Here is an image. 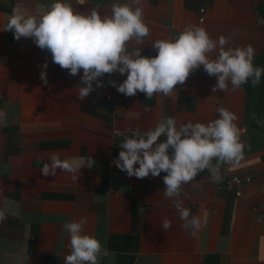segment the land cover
<instances>
[{
  "label": "crops",
  "instance_id": "1",
  "mask_svg": "<svg viewBox=\"0 0 264 264\" xmlns=\"http://www.w3.org/2000/svg\"><path fill=\"white\" fill-rule=\"evenodd\" d=\"M262 1L142 0L150 36L140 45L130 41L128 50L140 47L141 55L153 57L152 42L196 25L214 40L230 37L226 48L252 45L254 61L264 48V20L258 12ZM53 2L0 0V112L6 114L0 117V210L6 212L0 221V264H64L70 235L63 225L81 217L87 218L84 233L95 236L110 254L101 256L99 264H264V139L246 112L243 85L233 89L229 83L226 92L213 93L217 78L201 66L171 94L147 99L139 91L131 97L118 92L109 81L118 86L127 74L117 71L119 80L105 74L99 78L102 86L93 82L94 90L80 100L82 70L69 75L32 38L16 40L6 30L14 11L38 17ZM65 2L81 12L96 7L103 16L111 14L113 3L130 0ZM41 71L47 73V84ZM221 106L237 116L244 158L234 166L221 165L219 181L205 170L182 186L183 207L202 223L193 235L183 227L173 200L164 196L166 173L138 179L115 166L122 139L113 132H144L168 116L177 126L207 124L219 118ZM53 153L69 160L91 157L94 164L82 166L77 179L60 169L44 176L41 169ZM227 170L251 179L241 197L222 187ZM165 216L171 221L167 230L162 229Z\"/></svg>",
  "mask_w": 264,
  "mask_h": 264
},
{
  "label": "clouds",
  "instance_id": "2",
  "mask_svg": "<svg viewBox=\"0 0 264 264\" xmlns=\"http://www.w3.org/2000/svg\"><path fill=\"white\" fill-rule=\"evenodd\" d=\"M142 0H130V3H113L110 15H101L94 7L89 12L74 10L65 0H54L48 10L40 16L25 14L20 10L13 12L6 30L14 32V38H32L42 50L52 55V61L69 75L76 76L83 71L78 97L83 100L96 87L102 86L99 80L105 74H127L118 86L110 84L126 96H135L137 92L151 99L154 94H171L176 86L183 85L190 74L203 66L209 76H215L217 83L212 91L226 92L229 83L235 88L251 80L252 86H258L264 68L253 64L255 50L252 45L245 47H225L230 40L221 36L212 39L208 32L196 25H187L180 34L171 39H159L152 42L156 55H141L142 48L128 50L130 41L136 45L150 36V29L144 22ZM219 49L215 58L210 54ZM48 64L42 65L47 69ZM41 80L47 84V73L41 71ZM219 118L207 124L191 121L177 126L175 118L162 117L155 128L141 132L130 129V135L122 140L118 158L113 163L129 177L143 179L151 174L163 177L164 196L172 199L179 211L183 227L192 230L195 235L202 228L198 216L191 215L190 209L183 207L180 198L182 186L195 181L197 175L207 170L214 181L221 179V165H237L244 158L246 145L241 140L240 129L235 121L237 116L224 107L217 108ZM6 114L0 112V117ZM161 137H165L160 141ZM215 161V163H213ZM91 157L61 159L56 153L50 156V163L41 169L44 176L56 175L60 169L73 174L82 166L91 168ZM139 167H136V165ZM187 196V193H184ZM174 198V199H173ZM143 211V209H140ZM6 219V212L0 210V221ZM87 218L66 222L64 230L70 235V254L64 258V264H99L101 256H109L101 242L83 229ZM171 227V221L165 216L162 229Z\"/></svg>",
  "mask_w": 264,
  "mask_h": 264
},
{
  "label": "built area",
  "instance_id": "3",
  "mask_svg": "<svg viewBox=\"0 0 264 264\" xmlns=\"http://www.w3.org/2000/svg\"><path fill=\"white\" fill-rule=\"evenodd\" d=\"M203 21H204V9H200V11H199V22H203ZM109 77L117 79V80L120 79V75L118 74V72L110 74ZM239 129H240V133L242 136L243 130L241 128H239ZM113 134L116 137L121 138L122 140L124 139V137L126 135H130L129 133H123V132H119L116 130L113 132ZM163 138H165V137H161L160 139H163ZM222 180H223L222 187L226 191L234 194V196H236V197H241L243 188L251 182L250 178L241 177L238 175L231 174L228 170L223 174ZM262 220H263V218H262Z\"/></svg>",
  "mask_w": 264,
  "mask_h": 264
},
{
  "label": "trees",
  "instance_id": "4",
  "mask_svg": "<svg viewBox=\"0 0 264 264\" xmlns=\"http://www.w3.org/2000/svg\"><path fill=\"white\" fill-rule=\"evenodd\" d=\"M258 12L261 18L264 20V1L258 4ZM257 63L264 64V48L259 56L253 61L254 66ZM261 93L257 90H251V80L248 83L243 84V87L247 94L246 112L250 116L252 112H259L264 116V81L260 82Z\"/></svg>",
  "mask_w": 264,
  "mask_h": 264
},
{
  "label": "rangeland",
  "instance_id": "5",
  "mask_svg": "<svg viewBox=\"0 0 264 264\" xmlns=\"http://www.w3.org/2000/svg\"><path fill=\"white\" fill-rule=\"evenodd\" d=\"M256 67H261L264 68V64L262 63H257L255 65ZM264 81V75L261 76V82ZM251 90H257L259 91L258 93H261V85L259 84L258 86H252L251 84ZM249 119L253 125V127L259 132L261 137L264 139V116L263 114L259 112H252L249 116Z\"/></svg>",
  "mask_w": 264,
  "mask_h": 264
}]
</instances>
